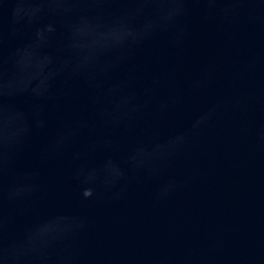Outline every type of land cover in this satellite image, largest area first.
Here are the masks:
<instances>
[{
    "label": "clouds",
    "instance_id": "9594fccd",
    "mask_svg": "<svg viewBox=\"0 0 264 264\" xmlns=\"http://www.w3.org/2000/svg\"><path fill=\"white\" fill-rule=\"evenodd\" d=\"M49 6L56 13L69 18L65 25L69 39L73 37L76 22L80 19H88L90 22L96 23L101 27H111L122 29L129 33L128 38L120 44L113 45L111 49L106 51L94 52L87 60L83 54L76 49H72V54L65 66V70L69 79H79L88 84L92 89L100 86L104 79L119 73L122 65L129 62L131 52L143 46L158 31H167L170 33L169 43L177 45L181 42L186 34L185 18L189 15L190 9L187 7L193 2L213 4L217 0H47ZM9 3V0H5ZM117 7H111V6ZM107 9H115L111 21L106 23L104 20V11ZM163 10L166 23L163 28L156 27L145 30L142 26H136L134 21L139 16H147L149 18H157L158 14ZM13 23L16 24L17 16L14 6L11 9ZM53 33L55 29H52ZM169 73H159L153 75L147 81L141 82V66H133L129 71L121 75L113 83L110 90L121 101L120 118L123 121L134 123L147 110L149 104L155 99V103L160 111L166 110L171 104L177 102L174 94L167 96H158L162 82L169 78ZM203 80L193 82L194 87L203 84ZM70 100H74V95L69 91L67 93ZM90 103L100 105L99 98L90 97ZM0 106L4 108L11 107L10 98L0 96ZM46 126V109L40 100H35L31 115V125L25 131L13 138H4L0 140V176H2L14 163L16 158L23 150L25 142L30 135L32 128L42 129ZM78 127V126H77ZM68 137L63 136L51 146L53 150L62 149L67 142ZM184 136L177 135L170 140L168 151L155 158L153 164L157 161L172 155L181 147ZM84 169L77 168L73 170V178L79 181L83 175ZM38 173L27 172L24 178L36 177ZM124 173L117 178H105L99 183H103L106 187L112 186L119 179L124 177ZM34 188H26L22 184L15 185L8 189L9 199H17L18 197L30 195ZM96 185L94 186V192ZM53 241L50 240L46 245L36 247L29 253H35L45 256L47 251L52 247ZM9 245L5 246V250H9ZM12 264H17L20 259V253L12 255Z\"/></svg>",
    "mask_w": 264,
    "mask_h": 264
}]
</instances>
